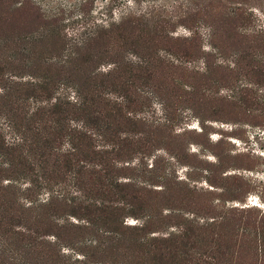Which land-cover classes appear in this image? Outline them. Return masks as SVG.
I'll return each instance as SVG.
<instances>
[{"label": "trees", "instance_id": "16d2710c", "mask_svg": "<svg viewBox=\"0 0 264 264\" xmlns=\"http://www.w3.org/2000/svg\"><path fill=\"white\" fill-rule=\"evenodd\" d=\"M27 2L26 6L34 3ZM245 13L241 4H236L230 11V22L241 23L242 27L250 24L252 15ZM49 16L54 18L46 24L44 41L52 47L61 46V55L66 46L60 30L55 29L62 20L50 12ZM72 22L82 31L90 27L82 17ZM126 23L125 28L116 24L97 26L102 29L90 40L95 42V49L103 47L104 52L92 50L91 41L82 39L68 51L67 62L51 63L54 52L33 49L24 56L30 77L1 85L0 120L12 138L6 141L0 128V264H99V259L120 246L138 255L132 257V264H264V215L258 212L236 207L226 212L230 214L229 248L218 233L225 216H182L179 210L170 208L160 218L145 205L140 193L146 192L142 186L145 181L152 186L160 184L164 192L174 187L165 182L170 175L155 174L158 160L146 172L148 164L142 161L151 155L160 128L154 127V139L148 135L152 140H144L145 133L140 131L144 123L135 116L136 109H141L140 100L135 98L140 91L136 80L148 85L160 59L141 57L135 67V62H125L121 53L122 48L135 55L138 51L146 53L168 33L158 21L143 17H130ZM252 32L259 38L254 49L264 48V29ZM181 53L195 58L191 50ZM96 58L109 59L112 69L89 70ZM244 61L243 55L233 60L236 71L222 67L227 86L239 94L232 100L243 106L255 102L249 81L264 85V73L261 77L253 75ZM148 64L154 67L143 68ZM167 67L186 71L190 80L212 72L208 62L204 75L169 60ZM188 85L182 86L188 88L186 102L195 99L197 92L194 84ZM176 88L180 87L168 88L171 98L178 96ZM137 155L139 162L132 165ZM138 176L144 180H138ZM156 179L163 184H153ZM42 194L47 198L40 200ZM126 218L144 219L130 227L125 224ZM160 229L169 232L160 236ZM82 231L89 240L77 242L80 246L74 248L71 237ZM64 247H71L70 254L63 251Z\"/></svg>", "mask_w": 264, "mask_h": 264}, {"label": "rangeland", "instance_id": "374dc122", "mask_svg": "<svg viewBox=\"0 0 264 264\" xmlns=\"http://www.w3.org/2000/svg\"><path fill=\"white\" fill-rule=\"evenodd\" d=\"M27 1L37 5L26 6ZM57 4H62L64 8ZM236 4H241L245 14L252 15L250 24L242 27L241 23L230 22V11ZM49 12L62 20L55 29L60 30L66 46L61 55H58L61 46L52 47L44 41L48 34L46 24L54 18L49 16ZM75 17L87 21L90 26L87 31L74 25L72 21ZM130 17L158 21L164 33H168L161 43L155 42L153 45L156 46L146 53L138 51L135 55L123 48L121 53L124 61L135 62V67L141 57L160 59L155 67L154 64L143 66L145 69L154 67L148 85L144 86L143 80H136L140 91L135 98L140 100L141 109H136L135 116L140 124L144 123L140 126V131L145 133L142 135L144 140L147 137L154 139V127L160 128L151 155L142 161L148 164L146 172L158 160L159 170L155 174L170 175L165 182L174 187L164 192L160 190V184H155H163L160 179L153 183L157 186L145 181L142 186L146 192H140L144 203L151 206V212L160 218L161 213L166 215L170 208L179 210L182 216L195 214L205 219L225 216L218 233L230 248V214L226 212L231 207L249 208L264 215V85L258 86L249 81V88L253 90L250 95L255 102L240 105L237 100L239 94L230 90V85L227 86L222 67L236 71L233 60L243 55L246 65L254 71L253 75L258 73L257 76L261 77L264 73V48L255 50L254 45L259 44V38L252 36V30L264 29V0H0V88L11 79L16 82L30 77L24 56L33 49L38 53L46 50L54 52L51 57L55 59L50 60L51 63L59 60L67 62L70 58L68 51L82 39H93L94 33L102 29L97 26L107 28L116 24L125 28ZM124 36L126 41L127 34ZM90 41L92 50H104L103 47L95 49V42ZM103 41L106 42L107 38ZM185 49L191 50L195 58L182 55ZM168 60L175 66L201 74L208 62L212 72L190 80L186 71H174L167 67ZM109 62V59L100 61L96 58L89 65V70L95 71V67L101 68L96 72L111 70L113 65ZM149 62L154 63L152 60ZM241 80H237L236 85ZM188 84H194L197 92L195 99L190 98L186 102L188 88L182 86ZM172 86L180 87L176 88L177 97L171 98L168 92ZM234 96L236 100H232ZM2 122L3 119L0 120L1 132L6 141H10L12 135ZM139 158L140 155H137L132 165L138 164ZM138 180L144 179L138 176ZM137 187H140L139 184ZM38 198L43 200L47 197L42 194ZM143 219L126 218L125 224L137 226ZM69 220L76 223L75 219ZM160 230V236L169 232L167 229ZM71 238L74 248L80 246L77 242L89 240L83 231ZM68 249L71 247H64L63 251L70 254ZM85 251L88 252V246ZM132 252L134 250L120 246L108 252L107 257L99 259V264H132V257L138 256Z\"/></svg>", "mask_w": 264, "mask_h": 264}]
</instances>
